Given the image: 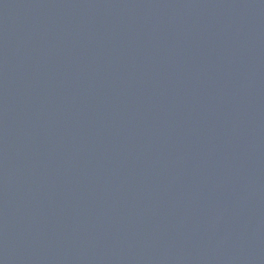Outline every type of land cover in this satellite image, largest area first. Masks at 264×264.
I'll use <instances>...</instances> for the list:
<instances>
[{"label": "water", "instance_id": "1", "mask_svg": "<svg viewBox=\"0 0 264 264\" xmlns=\"http://www.w3.org/2000/svg\"><path fill=\"white\" fill-rule=\"evenodd\" d=\"M0 264H264V0H0Z\"/></svg>", "mask_w": 264, "mask_h": 264}]
</instances>
